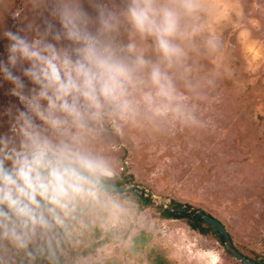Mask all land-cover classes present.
I'll return each instance as SVG.
<instances>
[{
    "label": "clouds",
    "instance_id": "clouds-1",
    "mask_svg": "<svg viewBox=\"0 0 264 264\" xmlns=\"http://www.w3.org/2000/svg\"><path fill=\"white\" fill-rule=\"evenodd\" d=\"M208 0H25L35 19L8 41L0 86V264H61L78 225L125 211L97 146L138 120L199 124L177 87L206 33ZM13 16H18L13 13Z\"/></svg>",
    "mask_w": 264,
    "mask_h": 264
},
{
    "label": "rangeland",
    "instance_id": "rangeland-1",
    "mask_svg": "<svg viewBox=\"0 0 264 264\" xmlns=\"http://www.w3.org/2000/svg\"><path fill=\"white\" fill-rule=\"evenodd\" d=\"M34 19L40 23L25 0H0V58L8 43L3 32ZM204 23L205 35L215 33L220 48L210 52L198 37L186 78L177 80L200 123L138 120L97 146L115 175H134L124 183L136 182L157 196L146 204L139 191L115 192L125 211L98 213L94 223L86 217L88 226H77L61 264H155L157 255L156 264H244L215 231L204 234L185 218L163 216L159 207L173 201L211 214L241 253L263 260L264 0H208ZM9 87L0 86V113L18 103L7 94ZM6 121L0 115V132Z\"/></svg>",
    "mask_w": 264,
    "mask_h": 264
},
{
    "label": "water",
    "instance_id": "water-1",
    "mask_svg": "<svg viewBox=\"0 0 264 264\" xmlns=\"http://www.w3.org/2000/svg\"><path fill=\"white\" fill-rule=\"evenodd\" d=\"M112 188L113 190H116V189L119 190L115 192H123L126 190H136V191L141 192L143 195H147L149 198H152V199H154L157 196L152 191L148 190L147 188L143 187L142 185L136 182L123 183V184H112ZM172 203L180 207L186 213L192 212V213L197 214L203 219V221L215 227L222 234L227 250L238 261H241L244 264H260L257 261L245 256L235 247L229 231L227 230L226 226L220 220H218L211 214L206 213L205 211L197 207H194L192 205H188V204H184V203L176 202V201H173Z\"/></svg>",
    "mask_w": 264,
    "mask_h": 264
},
{
    "label": "trees",
    "instance_id": "trees-1",
    "mask_svg": "<svg viewBox=\"0 0 264 264\" xmlns=\"http://www.w3.org/2000/svg\"><path fill=\"white\" fill-rule=\"evenodd\" d=\"M133 180H134V175H132V174L129 175V178H120V177H118V175H115V178H114V181L112 182V184H122L126 181H133ZM133 193H135V192H133ZM135 194H137V193H135ZM137 195L141 199L142 203L147 204V203L151 202V199L147 195H140V194H137ZM159 208L161 209V212H162L163 216H165V217L177 218V219H184V218L187 219L189 225L193 229L198 230L201 233L205 234L209 230L215 231L220 236L221 241H223V243H224V238H223L222 234L215 227H213L212 225L203 221V219L200 216H198L197 214L192 213V212L186 213L180 207L173 205V204L168 206V207L160 206ZM252 259L256 260L260 264H264V258H263V260L255 259V258H252ZM159 260H161L159 255L155 256L154 263L155 264L157 262L160 263Z\"/></svg>",
    "mask_w": 264,
    "mask_h": 264
}]
</instances>
